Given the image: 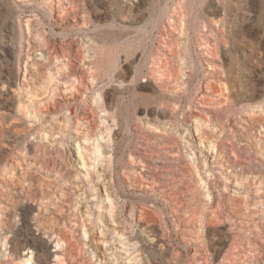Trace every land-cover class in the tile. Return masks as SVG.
<instances>
[{
	"label": "rangeland",
	"instance_id": "374dc122",
	"mask_svg": "<svg viewBox=\"0 0 264 264\" xmlns=\"http://www.w3.org/2000/svg\"><path fill=\"white\" fill-rule=\"evenodd\" d=\"M117 1L0 0V264H264V200L257 188L264 180V109L253 116L244 109L264 103V53L251 41L235 45L247 94L224 115L225 124L200 118L206 70L198 66L187 74L186 85L167 98L172 115L158 123L176 142L171 151L184 158L171 160L169 143L157 141L159 130L145 114L152 103L136 95L130 104L131 76L104 64V50L133 45L127 63L145 74L152 73L157 52L176 61L175 47L167 44L180 40L175 12L181 1L140 0L120 35ZM259 1L254 20L264 31ZM242 2L222 1L229 20L238 18ZM50 12H57L54 21ZM158 18L163 22L154 28ZM186 20L200 52L210 24L198 33L195 18ZM253 83L260 86L257 94L250 92ZM138 106L143 110L135 114ZM197 122L205 140L196 135ZM239 122L241 134L234 127ZM128 123L136 135L131 141ZM208 139L218 143L216 164L193 165L190 157L201 159ZM78 144L84 145L81 159L74 151ZM155 224L168 251L149 243ZM226 233L231 236L220 241Z\"/></svg>",
	"mask_w": 264,
	"mask_h": 264
},
{
	"label": "bare ground",
	"instance_id": "6f19581e",
	"mask_svg": "<svg viewBox=\"0 0 264 264\" xmlns=\"http://www.w3.org/2000/svg\"><path fill=\"white\" fill-rule=\"evenodd\" d=\"M139 1L140 0H118L117 1L119 12L117 13V17H115L116 18V23L115 24H116V27L118 28V31L117 32H118L119 35L121 34V31L124 30L125 27L126 28L128 27V25H126V24H129V26L132 24V21L129 18H130V15H131L132 10L135 9L136 6L139 4ZM180 1H181L180 4H178V12H175L176 13V18H177V21H178L179 39L180 40L179 41L176 40V42L174 41V42H171V43L169 42V44H167L168 47H171L170 49H172L173 47H175V48H173L175 51L173 52V55H171V58H173V59L176 58V61H174L172 59H169V58L166 59L167 56L165 57L163 53L157 52L155 54V57H154L155 58V66H154L153 69H151L152 70V73L151 74H145V71H143V69H141V66H140V69L139 70H136V71L134 70L132 72L130 63H127V62H129V61L131 62V60H132V56H133L132 53L134 52L133 49H132V46L133 45L131 46V45L127 44V43L122 42L119 45L118 44L117 45H111V46H107L105 48V50H104L105 51L104 64L108 65L109 67H113V65L116 64L120 68L121 75L127 76V77H128V75L131 76V78H130V83L131 84H130V87H129V92L130 93L128 94V95H131L129 97L130 98V100H129L130 101V104H131V102H133L132 99L136 95H140L142 98H145L149 102L152 103V104L147 103L148 105L145 107V114L147 115L148 119H150V120H152V122H154L155 129L156 130H159L158 133H156V139H157L158 142L167 141L169 143V146L167 148H165V150H167V152H168L167 153L168 154L167 156L171 160H174V161L177 160V161H180L181 162V161L184 160V158L181 157V155L179 153V150H173V151H171L172 148L177 147L176 146V142L169 138V133L165 129V124H163V126H159V124H158L160 120H164L166 118L169 119V116L172 115L171 108H170V106L168 104L169 103V100L167 99L168 96L176 95L178 93L177 92V87L186 85V83H187V81H186L187 74L188 73L191 74L192 71H195L196 69H198V66H201V67H203L204 70H206V75H205V77L203 79V83H202V86H201V87H203V92H202L201 97H200L199 102H198V105L200 104L199 105V108H200V111H201L200 112V118H201V120H204V121H206L208 123L211 122L212 120L222 121V119H223V117H224V115L226 113L230 112L236 105H238L244 99H246L245 97H246V94H247V92L245 91L246 89H245V87L243 85V81H242V75H243L242 68L239 65L240 64L239 61L241 60V56H239L235 52L234 47H235V45H239L243 41H251L252 43H254V45L257 48H259V50L261 51V53H264V31L259 26V22H257V24H258L257 25L256 22H255V20H254V16L257 13L259 15V12H260V10L262 8V4H261V2L259 0H243V2L241 3V6H240V10H239L240 13L238 15V18H236L235 20H229L228 19V15H227L226 10L224 8V4L222 3V1H224V0H215V4L213 5V3H212V5L209 4V6H207V5L205 6V4L207 3L206 1L204 3L201 2L198 5H195V3H194L193 0L192 1L187 0L188 3L185 2L186 0H180ZM169 8L170 7H169L168 2H167L165 4V7H164V12L165 11L168 12ZM243 10H244V12H243ZM247 10L250 12V15H247ZM41 11L43 13L46 12V11H44V9H41ZM57 12H56V14H57ZM164 12H163V14L166 13V12L165 13ZM54 14H53V12H50L49 14H47L49 16L50 20H53L54 16L56 15V14L55 15ZM160 15H161V12H160ZM186 17L187 18H193V17L195 18V21H197V24H196L197 26H196L195 32H198V33L203 28L204 29L206 28L207 23L210 24V27L209 28H210L212 34L209 35V36H207L204 40H201L200 41V44H203V46H204L202 50L199 48V50H201L200 52L198 51L197 47L193 43V37H192L191 33L189 32V29L190 28H188L186 26V21H187L186 20ZM57 18L59 19V17H57ZM162 20L163 19L158 18L154 22L153 27L156 28V27L160 26ZM115 24H113V25H115ZM161 28L162 27H160V29ZM191 29H192V27H191ZM163 32H165V31H163ZM163 32H161V33H163ZM148 35H149L150 43L151 42L154 43L156 38L155 39L152 38V30H150V32L148 33ZM119 37H121V36H119ZM146 39H147V37H146ZM148 43H149V41H148ZM144 44H145V42H144ZM178 45H180L181 48H183V50H184V56H182V51H181V49L179 48ZM142 50H144V49H142ZM253 50L254 49H252L251 51H253ZM144 59L145 60H148L149 59V54L148 53L145 54ZM70 61H73V60H70ZM122 63H124V64L121 65ZM249 64H250V62H249ZM95 66H96V68L97 67L99 68L98 64H95ZM250 76L251 75H249V77ZM250 88H251L250 89V92H253L254 94H257L261 90L260 89V86L254 84V83L251 85ZM9 92H10V90H9ZM9 92H7V93H9ZM260 105L262 107H260L259 109H256L259 106L255 105V104L254 105L253 104H249L244 109L249 112L248 114L250 116H253L254 114L259 113L262 109H264V103H261ZM128 106H130V105L128 104ZM135 109H134L135 110V114H137L138 111H142L143 110V108L140 109L139 106L137 108H135ZM124 116H125V114H124ZM246 118H248V117L246 116ZM127 119H129V118L127 117ZM143 121H144L143 118H137V124L144 129V123H143ZM200 122H202V121H200ZM202 123L197 122V125L195 127V129H196V135L198 134L200 137H203L204 140H205L206 136L203 133L204 132V129L202 128L203 127L202 126ZM223 124H225V123L223 122ZM223 124H222V126H223ZM216 125H218V124H216ZM234 127H235V129L237 131H239L240 134L243 133L244 130H245L244 124L242 122L234 123ZM128 130L130 131V134H131L130 136H132V138L129 139L131 141L136 135H135V132H133V130L132 131L130 130L129 123H128ZM134 130H136V129H134ZM177 133H178V131H177ZM196 141H198V140H196ZM206 141H207V143L209 145L208 152L205 155H203V157L201 159H198L196 157L197 154L196 155L193 154L190 157V160L192 161L193 165L194 164L197 165L200 161L203 163V165H205L207 167L208 166H211L213 164H216V163H214L215 162V156H216V151L215 150L218 147V143L216 142L215 139H208ZM201 144H203V141H201ZM83 146H81L80 144H78V145H76L74 147L75 153H78L79 154L77 157H79L80 154H83L84 153ZM224 146L225 147H228V148H233V144L231 142H227V141L224 142ZM100 147H101L100 146V143L99 144L97 143V145H96V147L94 149L96 150V149H99ZM155 148L157 149V147H155ZM141 149H142V147H141ZM85 155H86V153H85ZM82 156H80V157H82ZM82 158H84V157H82ZM216 158H218V157H216ZM251 162H255V161H251ZM138 165H140V164H138ZM81 166H82L83 172L86 171V170H89L85 166V164L84 165L82 164ZM259 166L260 167H264L263 164H259ZM89 171H90V173H92L91 170H89ZM210 174H211V172H210ZM93 175H94V173H93ZM142 177H143V175H142ZM81 180H82V178H81ZM235 180H236V178H235ZM257 188L264 195V180L261 181V184H259V187H257ZM101 189H103V188H101ZM258 194H260V193L258 192ZM263 195H261V197H260V199L262 198L261 201L264 200V196ZM112 204H114V203H112ZM259 206H262L264 208V201L261 202V203L259 202ZM152 231L155 232V236L153 238V241H151V240L149 241L150 245L153 248H158L157 249L158 251H161V252H163L164 250L168 251L169 246L165 242L164 235L162 233V227H161V225L160 224H155L153 226V230ZM229 236H231V233H226L225 237L223 239H220V241L225 242L226 240H228ZM217 244L218 245H221L219 243H217ZM216 248H218V247H216ZM104 249H105V247H104ZM191 253H193V252H191ZM114 264H121V262L119 260H115L114 261Z\"/></svg>",
	"mask_w": 264,
	"mask_h": 264
}]
</instances>
